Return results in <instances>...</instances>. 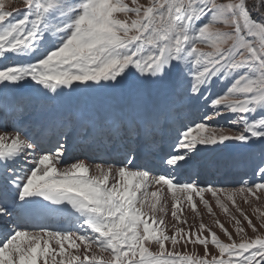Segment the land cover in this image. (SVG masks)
Masks as SVG:
<instances>
[{"label":"snow or ice","instance_id":"6c2138e0","mask_svg":"<svg viewBox=\"0 0 264 264\" xmlns=\"http://www.w3.org/2000/svg\"><path fill=\"white\" fill-rule=\"evenodd\" d=\"M0 96V264H264V162L231 187L174 175L227 142L264 144V0H0ZM74 96L58 127L30 124L33 103ZM185 97L203 117L141 166L138 142ZM73 128L122 158L68 164Z\"/></svg>","mask_w":264,"mask_h":264},{"label":"bare ground","instance_id":"6f19581e","mask_svg":"<svg viewBox=\"0 0 264 264\" xmlns=\"http://www.w3.org/2000/svg\"><path fill=\"white\" fill-rule=\"evenodd\" d=\"M138 88H140V85H138V83L136 81L130 79V80L124 81L120 85V87L118 89H116L114 92L105 93L104 91H101V92L97 93L96 95H97V98H103L106 95L125 96V95L130 94L133 91H136ZM13 94L21 96V97H24V98H32L33 100L35 99V95H36L35 94V90L32 89V88L15 89V90H13ZM80 99H83V97H75L74 96V97L66 98V100L64 102L59 103V104H55V106H53V107H48V108H44V109L41 108V109L37 110L35 113L32 112L30 114V116L28 117V120L31 117H33L34 120H39L40 121V120H43L45 117H47L50 114H53L54 117H56L57 119L59 117H65V116H67L69 113H71L73 111V109L76 107V105H77V103H78V101ZM185 99H186V97L183 98V99H180L178 101V104L180 102H183V105H185L186 104V103L184 104ZM35 104L36 103H33L32 106L34 107ZM3 105H4V103H3ZM3 109L5 110L4 106H3ZM178 111H179V113H181L180 105H179V110ZM177 115L180 116L179 120L174 119L173 121H171L169 124L165 125L162 128L161 132L164 133L163 136H160V137L156 136L155 138L150 139V140H148L146 142H144V141H142L141 143L138 142L139 149H140V160H139L138 163L141 166H148V167L155 168L156 166L159 165V162H160L159 158L161 156L167 154L171 150V146L175 142V139H176V136H177V130L182 129L184 126L187 125L186 121H184V117H182L180 114H177ZM180 120H182L181 123H180ZM30 124L35 125V122L33 121ZM72 130H74V128ZM64 131H69V130L68 129H64ZM165 131L169 132L170 135L168 137L165 136ZM40 143H41V147L44 150H49V149H53L54 150L55 145H56L55 141L53 140V138H50L49 140H47L46 136L40 138ZM110 143H111L110 141H107L105 143L104 148L105 147L108 148ZM229 147L230 146H227V147L218 146L214 150H210V151L209 150H206V151L204 150L205 152H203V153H205V155L207 156L206 157L207 159L205 160V162L201 163L202 164V167L200 168L201 170L199 171L198 177H196L195 180L200 181L201 178L203 177V171L206 170L205 168H207L209 170L211 165H213V161H212L213 159H211V157L212 158L215 157V158H217V160L221 161V159L224 157V153L226 152L227 149H229ZM82 148H84L85 151L75 152L74 156L71 157L67 161L68 164H70L72 162H75L78 159H84V160H86V162L90 161V162H94V163H101V162H104V161L118 160V159L122 158L121 155L118 154L114 150V146L112 148H110V150L108 151L109 154H110L109 158H107L106 152L103 153V149L91 150L90 147L85 145V144L82 146ZM199 154L201 155V153H199ZM200 158L201 157L199 156V159ZM244 158L245 157H240L239 158L241 162L236 161L234 159L235 161L232 164H229L230 166L223 167L222 165L218 164V167H215L213 169V171L214 170H216V171L217 170H222L224 168L223 169L224 173L221 174L222 177H220L216 181L211 182V184H214L216 186H220L221 185L220 183H223L221 181H223L225 179L234 180V182H238L241 179L248 180V179L253 178L252 171H249L247 169V167H251V166H248V163H247L248 161L243 162L241 160V159H244ZM252 161H253V164H256V160L253 159ZM214 165L216 166V164H214ZM194 168H195V166L192 165L191 170H193ZM187 170H190V169L187 168ZM246 170H247V173H245ZM183 173L184 172H182V174ZM182 174H180L179 176H182ZM212 175L213 174H211V176ZM185 176H186L185 179L187 181V178H189V176H188V174H186ZM0 225L3 226L2 223H0Z\"/></svg>","mask_w":264,"mask_h":264},{"label":"rangeland","instance_id":"374dc122","mask_svg":"<svg viewBox=\"0 0 264 264\" xmlns=\"http://www.w3.org/2000/svg\"><path fill=\"white\" fill-rule=\"evenodd\" d=\"M140 2L141 3H145L146 0H140ZM205 50H208V49H205ZM21 58H18L15 62H20V61L26 59L24 57H21ZM10 62H12V61H10ZM225 90H226L225 89V85L224 84H221V83H214L213 86H212V92L213 93H217V92L218 93H221V92H223ZM180 99H183V98H180ZM184 104L185 105H183V102H180L179 103L181 113H179V111H178L176 113V115L177 114H180L182 117H184V121H186V124L187 125L191 121L198 120V119H200V118L203 117L204 112L206 110V107H205V105L203 104L202 101L196 100L194 98L193 99L186 98L185 101H184ZM53 106H55V105L47 104V106H45L44 108L53 107ZM181 122H182V120H180V123ZM219 123L226 124V121L220 120ZM227 143H229V142H227ZM230 143H231V146L229 147V149L226 150V152L224 153V157H223L225 160H227V163H225V164L223 163V158L220 161V160H217V158H215V157H213V158L211 157V159H213L212 160L213 161V165L216 164V166L215 165L214 166L211 165V167H210L211 170L210 169H209V171H205L204 170L203 171V177L201 178V180L199 182L206 184V183H211L213 181H216L217 179H219L220 177H222L221 174L224 173V170H223L224 168L222 170H217V171L216 170L213 171V169L215 167H218V164H220L223 167H225V166H230L229 164H232L235 160L241 162L240 159H239L240 157H245L244 159H241L243 162L248 161L247 162L248 163V166H251L252 168L251 167H247V169L249 171H252V175H253V172L256 169L257 165H262V162H264V144H260V143L250 144V146H248V148L245 147L246 149H241V152H240L241 154H238L237 147L233 145V144H237V143H235V142H230ZM238 147H240V146H238ZM205 151H201L200 152L201 155L198 154L195 157V160L193 161V163L190 166H187L186 168L177 171L178 173L176 172V173H174V175H176L182 181H186V179H185L186 176L185 175L192 172L191 168H192V165H193V166H196V167H195V170L193 171V174L190 177V180H193V178H196V175H197L199 166L201 168L202 167V164L201 163L205 162V160L207 159L206 158L207 156L205 155V153H203ZM199 156L201 157L200 159H199ZM229 159H231V160H229ZM253 159L256 160V164H253V161H252ZM194 162L195 163H198L199 162L201 165L199 164V166H198ZM262 166H264V165H262ZM187 168H189L190 170H187ZM182 172H184V173L182 174ZM245 173H247V170L245 171ZM180 174H182V176H179ZM211 174H213V175L211 176ZM251 179H248V180H251ZM187 180H188V178H187ZM221 182H223V183H220L221 185L220 186H217V187H221V186H223V187H231V186L237 184V182H234V180H227V179H225V180H223ZM208 195L209 194H206V198H207ZM221 219H223V216L222 215H221Z\"/></svg>","mask_w":264,"mask_h":264}]
</instances>
